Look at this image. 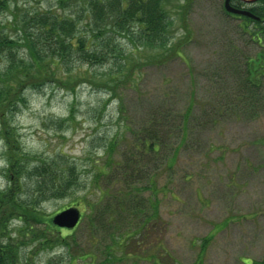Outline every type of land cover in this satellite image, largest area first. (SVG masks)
<instances>
[{"label":"rangeland","instance_id":"374dc122","mask_svg":"<svg viewBox=\"0 0 264 264\" xmlns=\"http://www.w3.org/2000/svg\"><path fill=\"white\" fill-rule=\"evenodd\" d=\"M224 1L171 0L181 57L141 66L124 91L115 93L116 83L111 94L105 85L49 84L23 90L24 105L6 109L0 192L20 213L2 207L0 242H10L17 264H264V43L251 40L252 26ZM242 2L229 0L244 9ZM116 39L134 51L133 64L155 51L138 38L134 47ZM68 67L76 78L108 64L88 66L73 53ZM153 206L157 215L140 234L143 217L133 211L151 214ZM73 207L76 227L52 223Z\"/></svg>","mask_w":264,"mask_h":264},{"label":"trees","instance_id":"16d2710c","mask_svg":"<svg viewBox=\"0 0 264 264\" xmlns=\"http://www.w3.org/2000/svg\"><path fill=\"white\" fill-rule=\"evenodd\" d=\"M242 3L246 6L244 9L257 19L237 17L248 25L247 28L252 26V34H247L260 46L264 43V0ZM234 7L238 8L236 5ZM167 9L172 10L171 0H55L48 9L34 11L18 7L17 0H0V14H10L5 21L0 20V55L5 59V68L0 70V124L3 123L2 116L10 107L15 111L24 105L23 90H39L45 85L61 84L73 91V86L85 83L91 87L105 85L107 88L104 90L108 94L114 89L116 93L117 88L124 91L130 87L129 82L141 66H161L165 61L181 57L182 39L173 40L170 34L173 19ZM133 23L140 25L138 31L131 29ZM116 38L127 39L133 47L138 38L144 46L155 51H151L149 56L142 55L139 58L142 62L138 60L133 64L134 51L124 50ZM18 50L22 52V58L18 57ZM73 53L88 66L108 64V68L101 74L86 70L83 74H77L76 78H71L68 62ZM260 59L262 57L258 61ZM63 66L66 67V73L61 77L59 73ZM96 81L100 82L95 84ZM110 83H116L114 89L109 86ZM149 149L154 150V147L150 146ZM22 161L15 166L17 176L22 169ZM39 170L42 169L35 168L32 175L43 176ZM36 187L38 193L43 192V181H37ZM13 202L9 192L6 196L0 192V214L6 211L2 207ZM153 208L151 214L133 211V217L136 218L137 213L143 217L141 226H138L140 234L147 227L149 219L157 215L156 208ZM7 211L18 213L19 209L14 203ZM6 222L0 217L3 230H6ZM129 233L131 239L134 232ZM13 249L9 241L5 245L0 242V264H17Z\"/></svg>","mask_w":264,"mask_h":264},{"label":"water","instance_id":"95a60500","mask_svg":"<svg viewBox=\"0 0 264 264\" xmlns=\"http://www.w3.org/2000/svg\"><path fill=\"white\" fill-rule=\"evenodd\" d=\"M245 2H254L256 0H242ZM224 10L228 13L246 16L252 19H256L250 12L235 9L229 4V0L224 1ZM80 219V213L76 208H67L57 213L52 218V223L61 228L72 229L74 228Z\"/></svg>","mask_w":264,"mask_h":264}]
</instances>
